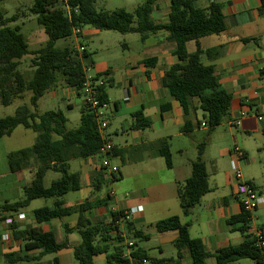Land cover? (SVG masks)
Returning a JSON list of instances; mask_svg holds the SVG:
<instances>
[{"label":"crops","instance_id":"obj_1","mask_svg":"<svg viewBox=\"0 0 264 264\" xmlns=\"http://www.w3.org/2000/svg\"><path fill=\"white\" fill-rule=\"evenodd\" d=\"M212 4H219L222 8L226 22L225 31L201 38L198 42H188L186 48L190 54L196 53L198 49L203 52L219 49L217 57L210 59L203 55L202 62L204 65L214 67L219 84L217 90L233 96L232 111L230 117L211 132L208 140L210 143L219 132H227L231 141L233 140L230 145L231 143L234 147L241 145L248 159L242 135L235 136L233 127L244 134L256 133L264 138L263 129L261 131L258 129L259 124L264 126V3L263 0L194 1L197 9L206 10ZM170 8L171 0L158 1L152 18L158 23H167ZM99 36L100 34L95 31L84 33L82 30L81 37L78 39L72 37L73 42L69 46L85 47L89 55L86 62L87 77L98 78L104 83L102 92L107 100L104 114L108 121L105 137L114 145L111 161L119 167L120 174L115 179H110L98 168L94 161L95 156L87 159L72 158L69 160L70 171L74 164L78 170L72 173H79L81 178V189L76 192H85L87 198L67 201V196L76 193L70 192L60 199L55 198L51 206L45 207L54 208L58 201L66 208L77 207L86 202H104L84 212L85 219L94 225L108 224L111 221V213L138 209L139 213L132 218L131 224L135 231L142 232L147 237L143 239L145 241L152 238L149 230L157 232L154 226L157 222L179 217L181 223L188 226L190 237L201 239L209 253H216L229 245H239L243 241V236L236 231L235 225L228 223L231 217L240 215L242 210L234 194L233 175L229 176L228 183L223 189L216 181L213 186L209 184L210 192L202 198L201 203L188 215L183 213L178 187L190 177L191 163L198 157V147L204 142L208 127L203 111L198 108V99H194L188 117V123L193 125V129L186 133L182 132L186 123L184 111L180 103L162 85L166 69L178 63L174 45L167 41L166 33L150 35L143 41L144 45L148 44L146 50L137 57L130 55V47L124 45L128 54H113V66L100 56L96 62L92 59L93 53H96V56L99 54L97 51L91 53L85 43ZM149 59L154 61L146 65ZM25 66L21 64L20 67L26 70ZM90 70L94 72L92 75H89ZM107 84L110 90L106 89ZM50 95L64 100L68 109H73L76 101L83 105L82 100L75 93L68 92L66 88L50 92ZM140 111L149 121V127H134L133 115ZM258 117H262L263 121H259ZM80 119L81 113L79 120L73 115L67 117V128L69 130L78 128ZM71 121L73 126L69 128ZM199 123L200 127L197 126ZM20 128L23 127L0 139V205L11 204V197H17L19 201L20 192L30 185L35 177V168L12 172L8 164V155L11 152L5 149L1 151V145L5 147L9 142L5 140L26 139L28 136L31 138V135L24 131L26 129ZM161 140H167L170 144L173 164L171 169L167 168L160 151L151 146ZM230 152L228 145L219 150L222 158L230 157ZM203 156H206V149ZM210 161L212 165L217 166V161L213 159ZM205 165L207 169L206 161ZM31 203L26 209L12 217L9 216L16 219L18 214L25 215L23 220H15L19 230L39 228L43 233H53L57 243L68 242L70 247L41 257L40 249L26 248V241L16 239L12 227H8L4 220L0 222V235L10 232L12 239L8 243L0 242V264H54L55 259L59 264H77L73 258V247L80 244L81 237L77 232L67 233L64 226L74 228L80 214L76 212L63 219L38 224L34 219V212L40 208L27 212ZM259 207L264 209V194L260 196ZM250 226L259 228L264 233V222L256 225L252 220ZM120 229L126 231L124 224L120 225ZM157 235L164 243L174 246L178 232H157ZM127 239L133 241L137 248L144 249L151 257L149 251L139 245V241L128 237ZM115 247H120L123 255L127 253L125 241L121 244L113 241L112 250ZM159 251L162 253V248H159ZM11 255L22 260L14 261ZM98 263L107 264L106 256H97L94 264ZM181 264H192L187 252H183ZM208 264H215L214 259H210ZM236 264L256 263L242 260Z\"/></svg>","mask_w":264,"mask_h":264},{"label":"trees","instance_id":"obj_2","mask_svg":"<svg viewBox=\"0 0 264 264\" xmlns=\"http://www.w3.org/2000/svg\"><path fill=\"white\" fill-rule=\"evenodd\" d=\"M4 1L0 0V106L7 107L18 100H24L29 92L30 104L37 108L39 100L48 92L64 88L80 91L87 78L86 62L89 55L86 51L80 54L71 46L57 47L56 43L72 38L73 29L90 26L99 31L138 33L142 41H146L150 35L166 33L167 41L174 45L178 63L166 69L162 85L180 103L184 111L186 123L182 132L193 129V125L188 123V117L194 99H198V108L205 114V124L208 127L206 139L216 127L230 117L233 96L217 90L219 84L214 67L202 62L203 55L210 59L217 57L219 49L205 52L198 49L196 53L190 54L186 48L188 42H198L201 38L225 31L226 22L219 4H212L204 10L194 6L195 0H171L169 21L163 24L152 18L160 0H145L133 13L125 9L98 11L96 5L99 0H72V7L79 9L72 10L70 18L55 0H36L31 11L37 15V22L44 28L49 41L44 48L30 52L20 28L7 26L9 22L16 21L17 16L4 17L1 12V4ZM29 54L32 55L30 66L33 71L31 78L27 79L19 71V67L23 58ZM153 61L154 59H149L145 64ZM78 94L80 96V93ZM102 101L107 102L103 92ZM133 118L135 128L149 127L150 123L141 111L135 113ZM67 121L61 110L39 115L27 106H20L12 116L0 117V139L10 136L19 127L37 134L31 147L8 155L12 172L32 168H35L36 172L31 184L23 188L22 199L0 205V222L26 209L35 200L60 199L81 189L80 174L70 171L69 160L87 159L98 155L103 141L98 132L96 115L85 103L82 105L79 127L69 130ZM200 125L199 123L197 126ZM262 132L264 134V128ZM169 145L167 140H161L151 146L160 151L167 168L171 169L173 164ZM206 145V140L199 145L198 157L191 163V175L178 187V197L184 215H188L210 192L208 173L203 160ZM49 172L60 174V178L46 187L44 181ZM102 204L104 202H86L77 207L66 208L58 201L54 208L43 207L36 210L34 219L36 223L43 224L63 219L76 212L80 214L74 228L64 226L67 233L77 232L81 237L80 244L73 247V258L77 264H94V259L101 255L106 256L107 264H181L183 252L189 254L192 264H208L212 258L215 264H236L242 260L264 264V248L258 247L257 240L248 234L251 216L243 210L240 215L231 217L228 221L230 225H235L236 231L243 236L239 245H229L216 253H209L201 239L190 237L188 226L182 224L179 217H171L157 222L154 226L158 233L178 232L174 241L176 258L152 259L144 249L135 245L133 260L129 261L123 258L120 247L112 250L113 241L119 244L125 241L119 236L121 229L117 225L122 212L111 213V221L100 225L92 224L83 216L84 212ZM124 226L128 238L135 241L147 238L142 232L135 231L131 222H125ZM12 229L16 239L27 242L26 248L40 249L41 257L70 247L68 242L57 243L53 233H43L39 228L19 230L14 223ZM14 259L22 260L17 256ZM54 264H59L57 259Z\"/></svg>","mask_w":264,"mask_h":264},{"label":"rangeland","instance_id":"obj_3","mask_svg":"<svg viewBox=\"0 0 264 264\" xmlns=\"http://www.w3.org/2000/svg\"><path fill=\"white\" fill-rule=\"evenodd\" d=\"M35 1L36 0H5L1 4V12L5 18H12L14 16H17V20L9 22L7 26H9L10 28H20V32L27 40L28 49L30 52H34L44 48L49 41V37L45 33L44 28L37 22V15H35L31 11ZM144 1L145 0H99L97 2L96 9L98 11H114L117 9H125L128 12L133 13L138 5L142 4ZM83 31L84 33L95 31L100 34L99 37H95L85 44L91 53L97 51V53L99 54L98 56H96V53L92 54V59L95 62L100 56L103 59L107 60L110 64H112V66L114 64L112 58L113 54H128L127 50L124 48V45L130 47V55H132L133 57H137L139 56V54H143V52L146 50V45H148H144V42L141 40L138 33L121 34L115 31H99L90 26L85 27ZM71 42H73L72 38L59 40L57 41L56 45L57 47H66L69 46ZM31 59L32 55L29 54L22 60V64L26 65V70H23L21 67H19V71L24 74L27 79H30L32 76V68L30 66ZM93 73L90 70L89 75H92ZM106 89L110 90L108 84L106 86ZM30 97L31 93L28 92L24 100H18L14 104L7 107L0 106V117L12 116L15 114L17 108H19L20 106H27L31 108L33 112H36L39 115L50 111L61 110L67 117L70 118L73 115L77 120H79V116L82 110L81 102L78 103V101H76L74 108L68 109L64 100L58 97H51L50 92H48L44 95L43 98L39 100L37 108H33L30 104ZM72 126L73 122L71 121L68 127L72 128ZM263 128V125H258V129L260 131ZM24 131H27L28 135H31V138L28 136L26 139L21 138L16 140H5L9 142L5 145V147L1 145V151L5 149L8 152H15L22 148L25 149L31 147L36 140V133L29 130ZM233 132L235 136L238 134L242 135L243 145L248 152V163L241 162L239 166V170L241 172L243 180L252 181L256 186L257 192L262 195L264 194V138H262L263 136H261V134L258 135L256 133H253L252 135L244 134L241 130H237L235 127H233ZM205 140L207 142V145L205 147L206 156H203V160L204 162H207L209 184L210 186H213L214 181H216L219 187L223 189L228 183L229 176H235L238 170V165L233 156L222 158L220 156L219 150L226 145H228L229 148L233 150V140L231 141V138L227 132H219L218 136L216 135L215 137H213V140L210 143L208 139L205 138ZM230 142H232L231 145ZM238 147L241 148V145L239 146L238 144ZM210 159L217 161L216 167L214 164L212 165ZM94 161L96 162L98 168H100L102 157L100 155H96L94 157ZM77 170L78 169L74 167V164H72L71 172H77ZM59 178L60 174L49 172L45 178L44 184L46 187H49L52 181ZM260 194L259 196H261ZM85 196V192H76L72 193L70 196H67L66 200L73 202L74 200L87 198ZM21 198H23V191L20 192V199ZM10 200L13 203L16 202L18 198L11 197ZM55 200V198L35 200L31 203V207L27 209V212H30L36 208L51 206ZM253 222L256 225H261V223L264 222V209L259 207V209L254 212ZM148 232L152 234V238L149 241H139V245L148 250L152 258L159 259L171 258L176 256L177 251L173 244L164 243L157 235V232H155L154 230H149ZM159 248H162V253H160Z\"/></svg>","mask_w":264,"mask_h":264},{"label":"built area","instance_id":"obj_4","mask_svg":"<svg viewBox=\"0 0 264 264\" xmlns=\"http://www.w3.org/2000/svg\"><path fill=\"white\" fill-rule=\"evenodd\" d=\"M57 5L63 9L66 16L71 17L72 10L78 11V7L73 8L71 3L72 0H55ZM82 30L80 28L73 29L72 37L79 38L82 35ZM73 50L78 53H83L86 51L83 45H78L77 47H72ZM104 83L102 80L98 78L87 77L85 82L83 83L80 91H77L73 88H66L68 92H73L79 97L83 103L88 105V107L95 113L97 124H98V132L103 141V145L98 152V155L102 157L101 161V171H103L110 179H114L119 176L120 169L118 166L114 165L111 161V156L114 151V145L105 137V131L108 127V121L105 118L104 110L106 109V103L102 101V87ZM80 93V96L79 94ZM259 121H263L262 117H258ZM230 156H233L237 165L238 170L233 177V184L235 190V197L238 200V203L241 209L250 214L249 220L252 222L253 214L258 209L260 205V196L257 192L254 184L249 181H244L239 170V166L241 162H247L248 159L242 148L235 146L233 150L230 152ZM112 193L109 194L111 196ZM139 213L138 209L126 210L122 211L117 225H123L125 222H131L132 218ZM25 218L24 214H18L16 219L9 218L6 220V224L8 227H12V225L16 222L15 220H23ZM248 234L252 235L257 240V246L260 248H264V238H263V230L259 228H253L250 226L248 230ZM119 236L123 238L126 242L127 253L123 255L124 259L129 261L133 260L132 250L135 246V243L126 237V231L121 230ZM12 239L10 232H5L0 235L1 243H8Z\"/></svg>","mask_w":264,"mask_h":264}]
</instances>
